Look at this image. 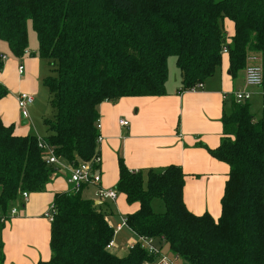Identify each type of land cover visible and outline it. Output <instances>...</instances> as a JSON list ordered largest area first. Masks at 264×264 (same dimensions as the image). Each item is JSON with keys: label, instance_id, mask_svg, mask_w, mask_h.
I'll use <instances>...</instances> for the list:
<instances>
[{"label": "trees", "instance_id": "trees-1", "mask_svg": "<svg viewBox=\"0 0 264 264\" xmlns=\"http://www.w3.org/2000/svg\"><path fill=\"white\" fill-rule=\"evenodd\" d=\"M224 20L234 24L226 42ZM36 54L47 59L43 85L52 116L41 138L56 158L75 165L97 153L98 106L131 96H162L168 58L175 57L181 88L211 77L228 53L231 76L247 56L264 52V0H0V41L11 57L28 48V25ZM5 54L0 52V71ZM8 94L0 83V99ZM222 137L207 149L228 166L220 215H196L183 202L185 174L169 165L132 172L119 161L115 191L127 204L136 234L166 244L187 264H264V125L249 102L229 99ZM58 167L46 164L38 138L16 135L0 120V216L7 217L22 192H43ZM164 203L154 212L152 200ZM50 258L37 264H143L152 258L138 244L123 257L106 249L113 230L102 205L81 192L54 195ZM4 263L0 242V264Z\"/></svg>", "mask_w": 264, "mask_h": 264}, {"label": "crops", "instance_id": "crops-1", "mask_svg": "<svg viewBox=\"0 0 264 264\" xmlns=\"http://www.w3.org/2000/svg\"><path fill=\"white\" fill-rule=\"evenodd\" d=\"M223 25L227 35L232 37L233 22L224 20ZM26 51L21 58H10L7 45L1 50L6 57L0 71V83L7 88L8 94L0 99V120L4 125H13L14 133L20 136L30 134L18 126L16 96L20 92L37 93V80L45 73L41 69L43 59L37 56L36 50L32 52L27 48ZM251 55L257 59L248 63L260 65L264 70V52ZM19 65L23 66L21 75L18 73ZM228 66L227 55H222L221 65L195 90H183L180 71L177 79L172 77V80L168 70L164 95L123 97L116 101H104L98 106L102 140L97 145V154L101 160V180L99 185L85 186L81 195L102 205L111 225L138 208V205L126 206L124 196L120 201L118 192L114 202L99 199L95 194L98 186L115 189L119 178V161L132 172L160 170L169 165L180 167L185 174L183 202L186 208L196 215L207 212L214 219L219 217L228 166L212 157L207 149H215L220 143V120L223 112L229 113L231 94L238 90L250 91V112L255 119L262 118L264 125V98L259 94V88L245 85L244 69L233 77ZM121 120L127 121V126L121 125ZM61 161L65 168H58L57 175L45 190L29 193L26 202L16 203L18 214L0 222L3 264H37L50 258V223L44 214L55 194L71 191L67 183V166L71 164ZM123 230L119 233L123 234L121 240L125 241L127 248L119 243L109 250L119 257L125 256L135 241L127 229Z\"/></svg>", "mask_w": 264, "mask_h": 264}, {"label": "built area", "instance_id": "built-area-1", "mask_svg": "<svg viewBox=\"0 0 264 264\" xmlns=\"http://www.w3.org/2000/svg\"><path fill=\"white\" fill-rule=\"evenodd\" d=\"M221 51H222V55H227L228 53V50L225 45L222 47ZM25 53H27V51H25ZM255 59H257V57L254 55L249 54L247 56V59H246L247 64L244 68V83L248 87L259 88V94L264 98V87H263L264 70L262 66L260 65L248 63L249 61H252ZM18 73L19 75L23 74L22 65L18 66ZM199 87H201V84H198L189 90H195ZM251 96H252V93L247 90H238L231 94V98L236 103L249 102L251 100ZM16 102H17L18 108L21 111L20 115L24 119H27L28 118L27 107L34 102V97L31 94L20 92L16 96ZM120 124L123 126H127L128 123L127 121L121 120ZM100 126L101 125L98 119L96 121V128L98 131L100 129ZM101 140H102V137L99 134L96 139L97 145L101 142ZM38 146L42 150L43 159L46 162V164L51 165V166H56L58 168H62V167L65 168L61 159L55 157L52 148L49 145H47L45 142H43L41 138H38ZM100 163H101L100 156L96 153L92 157V159L88 161H79L75 165L67 166V169H68L67 183L71 186V191L81 192V190L87 185H90V186L99 185L100 180H101V176L99 172ZM95 194L99 199H109L112 202H114L117 197V192L115 191V189H105L100 186L97 187ZM28 197H29L28 192H22L19 195L18 202L20 204H23L24 202L27 201ZM54 213H55V208L53 204H51V206L48 208L44 216L50 222L53 218ZM17 214H18V206L15 205L10 209L7 217L0 216V222L3 223L7 219H11L15 217ZM105 220L113 230V237L106 246L107 250H110L111 248L116 246L115 239H116L117 234L123 228H126L135 239L134 243H132L130 248L138 244L152 258L150 261H146L143 264H179V258L171 253L165 252L163 249V246L157 240L151 237H147V236H140L136 234L134 231H132L131 228L127 224V219L125 216H122L120 218L119 223L115 225L110 224L109 222L110 219L107 214L105 216Z\"/></svg>", "mask_w": 264, "mask_h": 264}, {"label": "rangeland", "instance_id": "rangeland-1", "mask_svg": "<svg viewBox=\"0 0 264 264\" xmlns=\"http://www.w3.org/2000/svg\"><path fill=\"white\" fill-rule=\"evenodd\" d=\"M225 33H226V31H225ZM229 41H230V37L226 33V42H229ZM5 46H6V43L3 41H0V52H1V50L4 49ZM36 47H37L36 35H35V32L33 31L32 27H31V25L29 24L28 25V50L35 52ZM4 52L7 53V51H4ZM10 58H12V57H10ZM174 60H175V57L171 56L168 58V61H167L168 70H169V73H170L172 80H173L172 77H175L177 79V73L179 72L178 68L176 66H174ZM41 61L43 64V67L41 69L45 73H44V75H42V77L40 79L37 80L38 81L37 93L32 94V96L34 97V102L27 107L28 118H27V123L25 125L21 124V120H22L21 115H20L21 111L18 108V111H19L18 126L20 128L26 129L28 134L34 135L38 138H42V136H44V134H45V127L43 125V119L52 116L49 91L47 90V88L42 83V80L45 77V74L50 73V71H49L50 68H49V63H48L47 59H43ZM240 74H239V77L241 76ZM18 79L20 80V78H18ZM62 175H64V174H62ZM121 199H123L122 194H120V196H119L120 201H121ZM119 200H118V202H119ZM125 205L126 206L127 205L128 206H134L136 204L125 203ZM151 205H152L154 212L159 213V212H163L165 210L164 203L160 199H153ZM120 207L122 209V206H120ZM105 216H106V214H105ZM125 229L126 228H124L123 231H126ZM121 237H123V234L119 233L116 236L115 244L119 245V243H120L121 247L127 248V244L125 243V241L121 240ZM161 245L163 246V249L165 252L171 253L168 250V246L166 244L161 243ZM179 264H187V263L179 258Z\"/></svg>", "mask_w": 264, "mask_h": 264}, {"label": "water", "instance_id": "water-1", "mask_svg": "<svg viewBox=\"0 0 264 264\" xmlns=\"http://www.w3.org/2000/svg\"><path fill=\"white\" fill-rule=\"evenodd\" d=\"M22 120H21V124L22 125H25L27 123V119H24L22 116H21Z\"/></svg>", "mask_w": 264, "mask_h": 264}]
</instances>
